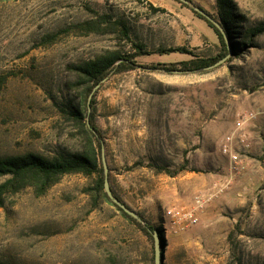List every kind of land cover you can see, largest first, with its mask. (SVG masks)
<instances>
[{"label": "rangeland", "instance_id": "374dc122", "mask_svg": "<svg viewBox=\"0 0 264 264\" xmlns=\"http://www.w3.org/2000/svg\"><path fill=\"white\" fill-rule=\"evenodd\" d=\"M234 1L239 54L197 71H109L93 93L111 187L162 230V264H264V0ZM196 5L216 15V0ZM101 15L127 35L76 26ZM134 43L138 64L167 65L192 55L158 50L214 55L218 39L177 0H0V156L77 150L79 122L60 111L81 97L73 66ZM93 180L71 173L44 195H8L0 264H152L153 242L87 193Z\"/></svg>", "mask_w": 264, "mask_h": 264}, {"label": "trees", "instance_id": "16d2710c", "mask_svg": "<svg viewBox=\"0 0 264 264\" xmlns=\"http://www.w3.org/2000/svg\"><path fill=\"white\" fill-rule=\"evenodd\" d=\"M177 1L184 6H187L194 13V15L204 20L205 23L212 29L218 39L216 53L214 55L200 56L192 53L183 46H179L158 51H177L180 53H188L192 55V58L169 63L167 65L160 63L141 65L136 62L135 57L143 55L146 52L142 44L134 43V52L120 54L114 51H107L93 58L84 60L80 64L74 65L73 70H75L78 77L74 86L77 88L81 87V89L83 88L81 97L78 99V102H75L74 99L64 102L62 106H60V111L70 115L71 119L77 123L79 122L77 125L79 126V135L81 137L80 147L72 152H64L49 157L34 152H27L19 155L0 156V178H3V180L0 181V207L4 205L8 195L14 194L24 188L30 187L35 196H41L44 195L51 186L56 184L61 177L66 174L81 173L87 176H92L94 177L93 185L86 190L87 193H92L94 198L96 196L100 197L103 201L111 204L125 219L135 225V227H137L151 241L152 231L157 230L161 241L163 255L164 237L162 230L153 226L138 211L134 210L141 217V221H138L126 214L119 206L108 198L106 192L104 191V175L100 150L103 136L101 131L95 125L93 118L94 94H92L89 101L88 95L90 94L92 88L96 84L100 83L109 71L117 72L123 69H133L136 67H149L153 69L162 68L166 71H197L214 64L216 61L227 55L228 52H230L228 58L239 54L240 50L248 45V42H246V38L242 33V16L234 0H216V15L207 11L202 6L196 5L220 24L228 40L230 49L227 48L223 33L215 25H213L200 13L195 11L193 6H189V4L183 3L180 0ZM188 2H190V0H188ZM106 17V15H101L95 20H88L76 26L84 27L89 25L88 31L103 32H112L119 28V32L122 35H127L128 28L123 21H111ZM102 23H104V26L103 28H100ZM47 37L49 38V41L52 42L56 39L57 34L53 33ZM4 79V77H0V87L4 82ZM82 110L85 114L83 118ZM90 127L94 131H92ZM109 185L112 193L128 208L133 210L117 193H115L111 187L110 181ZM150 251L153 264V244H151Z\"/></svg>", "mask_w": 264, "mask_h": 264}, {"label": "water", "instance_id": "95a60500", "mask_svg": "<svg viewBox=\"0 0 264 264\" xmlns=\"http://www.w3.org/2000/svg\"><path fill=\"white\" fill-rule=\"evenodd\" d=\"M183 3L189 4L188 0H180ZM193 9L195 11H197L198 13H200L202 16H204L207 20H209L213 25H215L224 35V39L227 45V48L230 49L228 40L223 32L222 27L220 26V24L214 20L213 18H211L206 12H204L201 8L197 7V6H193ZM230 52H228L227 55H225L223 58L219 59L218 61H216L214 64L208 66L207 68H211L214 67L222 62H224L228 57H229ZM105 78H103L100 83L102 81H104ZM100 83L96 84L90 94L88 95V101L90 100L93 92L95 91V89L98 88V86L100 85ZM91 128V127H90ZM92 131H94L91 128ZM101 161H102V167H103V188L104 191L106 192L108 198L115 203L117 206H119L126 214H128L129 216L133 217L134 219L141 221V217L134 211L131 210L130 208H128L123 202H121L111 191L110 189V185H109V180H108V166L106 163V159H105V154H104V148L103 145H101ZM152 241H153V264H162V246H161V241H160V237L158 234L157 230H153L152 231Z\"/></svg>", "mask_w": 264, "mask_h": 264}, {"label": "built area", "instance_id": "2783aa9c", "mask_svg": "<svg viewBox=\"0 0 264 264\" xmlns=\"http://www.w3.org/2000/svg\"><path fill=\"white\" fill-rule=\"evenodd\" d=\"M230 137H228V139H229ZM224 151H226V147H224V149H223ZM197 199V202H199V199L198 198H196ZM168 214H172V210H169L168 212H167ZM185 215H187L189 218H191L192 217V214L191 213H188V214H185ZM192 222H195V219L192 217L191 219H190Z\"/></svg>", "mask_w": 264, "mask_h": 264}]
</instances>
